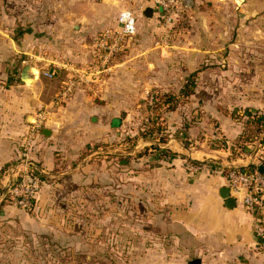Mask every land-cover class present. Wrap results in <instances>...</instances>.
<instances>
[{
    "label": "crops",
    "instance_id": "0c3cea01",
    "mask_svg": "<svg viewBox=\"0 0 264 264\" xmlns=\"http://www.w3.org/2000/svg\"><path fill=\"white\" fill-rule=\"evenodd\" d=\"M198 1L202 0H186L183 5L181 0L177 19L182 10L198 6ZM147 8L152 11L150 17L144 15ZM234 8L240 30L236 44H249L253 53L249 59L242 55L240 61L264 59V0H234ZM123 10H131L136 19V33L127 44L132 48L128 63L110 68L112 73L105 76H100L104 71H87L92 41L104 31L116 30ZM159 15L151 0H0V188H5L17 167L32 118L38 123L37 116L44 114L30 157L43 171H51L58 166L56 153L66 151L67 144L91 142L98 138L99 126L115 125L113 111L120 107L119 94L146 93L160 84L156 68L155 76L151 73L147 78L144 72L136 74L129 63L160 60L145 52L146 48L151 51L147 43L158 30ZM26 65L34 70L32 84L20 81ZM52 70L54 78L42 76ZM235 77L234 87H222L232 97L213 109L242 111L241 120L226 113L213 116L227 142L251 124V114H264V72L241 69ZM71 80L75 83L71 94L63 97L62 106L54 107L52 96H60ZM247 157L226 162L244 168L255 161ZM161 165L154 170L156 180L142 186L152 193L140 198L139 204L148 207L147 231L140 233L139 258L133 264H264V251L254 236L257 214L245 209L240 196L230 191L233 206L226 207L220 198V191L228 189L225 174L194 175L179 158ZM261 167L264 176V165L257 164L258 170ZM8 213L14 215L15 210L2 207L0 221L9 219ZM53 225L48 220L42 234L50 235Z\"/></svg>",
    "mask_w": 264,
    "mask_h": 264
},
{
    "label": "rangeland",
    "instance_id": "374dc122",
    "mask_svg": "<svg viewBox=\"0 0 264 264\" xmlns=\"http://www.w3.org/2000/svg\"><path fill=\"white\" fill-rule=\"evenodd\" d=\"M234 13V0H202L192 10H182L169 26L157 18L158 30L147 43L151 51L146 48L145 52L160 60L129 63L136 74L144 72L147 78L151 73L155 76L156 68L160 84L146 93L119 94L120 107L113 111L115 125L99 126L98 138L91 142L84 139L67 144L66 151L56 153L58 166L54 170L43 171L28 159L39 175L38 189L29 209L13 202L0 206L15 210L14 215L8 213L9 219L0 221V264H133L139 258L140 233L147 231L148 207L139 204L140 198L145 192L152 193L142 186L156 180L154 170L161 164L179 158L194 175L225 174L229 168L239 167L226 160H246V156L255 159L249 166L264 165V114L249 115L255 123L246 125L232 142L225 140L213 118L226 113L241 120L242 111L219 106L213 111L220 101L232 97L223 93L222 87H234L241 69L264 72V59L240 61L253 53L249 44H236L240 30ZM128 46L106 64L94 60L90 53L92 61L84 69L110 75V68L126 62L132 50ZM186 91L193 94L182 95ZM167 93L177 99L171 112L155 106L156 96ZM65 98L52 96L53 106H62ZM155 121L164 144L139 137ZM151 145L165 156L159 158L161 152ZM48 220L54 225L51 234L44 235L42 225Z\"/></svg>",
    "mask_w": 264,
    "mask_h": 264
},
{
    "label": "built area",
    "instance_id": "2783aa9c",
    "mask_svg": "<svg viewBox=\"0 0 264 264\" xmlns=\"http://www.w3.org/2000/svg\"><path fill=\"white\" fill-rule=\"evenodd\" d=\"M156 10L160 11L159 19L165 26H169L177 19L181 0H151ZM117 29L107 30L97 36L91 45V54L94 60H100L106 64L110 57L120 52L129 42L128 39L136 33V19L131 10H123L117 16ZM95 67H93L94 69ZM95 71V70H94ZM94 71L91 70L93 73ZM94 74V73H93ZM47 79L55 77V71L42 73ZM75 83L71 80L61 97L71 92ZM44 114L37 116L39 122ZM34 123L26 137L23 139L19 158L20 160L14 170L11 180L0 191V200L14 203L21 209H29L31 200L34 198L39 185V175L31 168V148L38 134H40V123ZM232 167L227 170L228 189L233 195H239L242 206L257 214V224L254 236L259 241V249L264 251V176L259 172L257 165L244 167ZM36 169V168H35ZM37 170V169H36Z\"/></svg>",
    "mask_w": 264,
    "mask_h": 264
},
{
    "label": "trees",
    "instance_id": "16d2710c",
    "mask_svg": "<svg viewBox=\"0 0 264 264\" xmlns=\"http://www.w3.org/2000/svg\"><path fill=\"white\" fill-rule=\"evenodd\" d=\"M192 94L193 93L190 92V91H188V92L186 91V92L182 93V95H184L186 97H188V96H190ZM176 103H177V99L175 97H173L172 95H169L168 93L167 94H162L160 96H156V98H155V106L158 107V108L160 106L161 107H166L165 110H167L169 112H171V111H173L175 109ZM157 113H158L157 117L159 118V116L161 114L159 112H157ZM149 121H152V120H149ZM255 121H256V119H252L251 124L252 123H255ZM157 123H158V121H155L154 124L153 123H149V126L150 127H148L144 131V133H142L139 136L142 141H145V142H147V141L153 142L155 140V141H159V143H162V144L165 143V139H163L162 136H160L161 129L156 128V125H158ZM240 139H241V137H240ZM150 148L153 149L154 151H160V149L156 145H151ZM161 154L162 155H160L159 158L162 159L163 156H165V155L163 154V151L161 152ZM171 157H173L172 154H171ZM242 169H246V168H242ZM4 202H6V201L5 200H2V201L0 200V206Z\"/></svg>",
    "mask_w": 264,
    "mask_h": 264
},
{
    "label": "water",
    "instance_id": "95a60500",
    "mask_svg": "<svg viewBox=\"0 0 264 264\" xmlns=\"http://www.w3.org/2000/svg\"><path fill=\"white\" fill-rule=\"evenodd\" d=\"M182 3L184 5L186 3V0H182ZM151 13H152V11L149 8H147L144 11V15L147 16V17H150ZM130 40L131 39L129 38L128 42ZM31 72L32 73L34 72V70H33L31 65L24 66V68L21 70V73H20V81L25 83V84H32L33 79L30 77V73ZM34 122H35V118H32L31 119V123L34 124ZM259 171L262 173L263 172V168L261 167L259 169ZM220 198L225 202V206L226 207H231V206L234 205V200L231 197H229V190L228 189H222L220 191ZM191 264H197V261H194Z\"/></svg>",
    "mask_w": 264,
    "mask_h": 264
}]
</instances>
